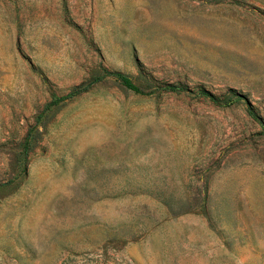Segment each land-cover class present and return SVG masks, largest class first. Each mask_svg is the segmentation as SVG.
Instances as JSON below:
<instances>
[{
  "label": "rangeland",
  "instance_id": "1",
  "mask_svg": "<svg viewBox=\"0 0 264 264\" xmlns=\"http://www.w3.org/2000/svg\"><path fill=\"white\" fill-rule=\"evenodd\" d=\"M249 110L264 0H0V264H264Z\"/></svg>",
  "mask_w": 264,
  "mask_h": 264
},
{
  "label": "trees",
  "instance_id": "2",
  "mask_svg": "<svg viewBox=\"0 0 264 264\" xmlns=\"http://www.w3.org/2000/svg\"><path fill=\"white\" fill-rule=\"evenodd\" d=\"M106 76H111L114 79L118 80L122 85H124L126 88L133 90L136 93H145L143 89H141L137 84H135L131 77H129L128 75L121 73V72H117V71H110V70H104V73L101 74L100 76H97L94 81L97 80H101L102 78L106 77ZM90 84V83H89ZM89 84H86L85 86H79L73 90H71L70 92H68L65 95H61V96H56L53 100H52V104H56L59 101H62L64 99H67L69 97H72L74 95H76L77 93L83 91L84 89H86L88 87ZM166 88L168 89H187L186 86H182V85H176V84H168L166 85ZM198 94L208 97L211 100H215V96L212 94V92H210L209 90L205 89V88H199L198 90ZM235 98L236 100L238 99H245V97L242 94H237L235 93ZM249 113L252 117H254L255 119H257L258 121H260L261 126H262V132L264 133V123L261 121V119L252 111L249 110Z\"/></svg>",
  "mask_w": 264,
  "mask_h": 264
}]
</instances>
